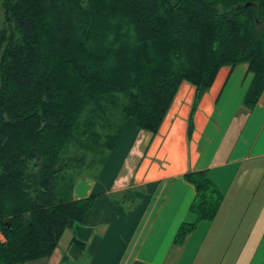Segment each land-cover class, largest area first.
<instances>
[{"label": "trees", "instance_id": "obj_1", "mask_svg": "<svg viewBox=\"0 0 264 264\" xmlns=\"http://www.w3.org/2000/svg\"><path fill=\"white\" fill-rule=\"evenodd\" d=\"M2 6L0 264L47 259L62 233L81 225L95 197L73 200L72 188L85 176L72 180L70 173L111 126L118 128L102 144L107 155L128 118L156 135L182 83L194 88V111L223 67L246 64L253 75L244 109L264 92V0ZM186 178L196 190L189 210L196 220L181 225L175 243L210 221L222 197L206 171Z\"/></svg>", "mask_w": 264, "mask_h": 264}, {"label": "crops", "instance_id": "obj_2", "mask_svg": "<svg viewBox=\"0 0 264 264\" xmlns=\"http://www.w3.org/2000/svg\"><path fill=\"white\" fill-rule=\"evenodd\" d=\"M252 78L246 64L219 69L194 111V88L182 83L156 135L128 118L98 173L72 188L73 200L95 197L81 225L26 264H264V92L241 106ZM199 171L221 201L175 243L196 220L186 175Z\"/></svg>", "mask_w": 264, "mask_h": 264}, {"label": "rangeland", "instance_id": "obj_3", "mask_svg": "<svg viewBox=\"0 0 264 264\" xmlns=\"http://www.w3.org/2000/svg\"><path fill=\"white\" fill-rule=\"evenodd\" d=\"M2 1L3 0H0V34H2L3 30L5 29V19H4V10L2 6ZM117 128H118L117 124H115V126L113 127L111 126L110 130L103 135L104 137H102L100 140L95 142L96 151L92 152L88 150V153L86 151L83 152L84 153L83 161L80 164L77 163L76 164L78 165L77 168L71 170L70 174L72 180H75V178L78 177L79 175H81L82 177L89 176L92 178L98 173L99 168H101L102 161L105 160L107 156V147L102 146V144L107 141V137L112 138L115 135ZM71 182L72 181L70 182L67 181L65 183L66 190H64V192L67 194H69V187Z\"/></svg>", "mask_w": 264, "mask_h": 264}]
</instances>
